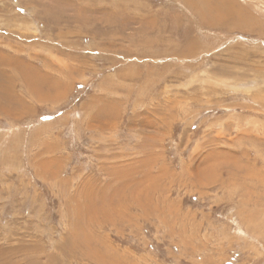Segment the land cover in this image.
<instances>
[{
  "label": "rangeland",
  "instance_id": "obj_1",
  "mask_svg": "<svg viewBox=\"0 0 264 264\" xmlns=\"http://www.w3.org/2000/svg\"><path fill=\"white\" fill-rule=\"evenodd\" d=\"M0 264H264V0H0Z\"/></svg>",
  "mask_w": 264,
  "mask_h": 264
},
{
  "label": "bare ground",
  "instance_id": "obj_2",
  "mask_svg": "<svg viewBox=\"0 0 264 264\" xmlns=\"http://www.w3.org/2000/svg\"><path fill=\"white\" fill-rule=\"evenodd\" d=\"M201 6V5H200ZM212 7H214V6H212ZM210 8H211V6H210ZM210 8H209V10H210ZM201 9V8H200ZM211 11V10H210ZM209 11V12H210ZM214 11H215V13H216V16L215 17H213L212 15L211 16H209V18H210V22H209V25H212V24H215V23H217V22H219L221 19L218 17V15H220V11H221V9L218 7V8H214ZM208 12V13H209ZM224 13V12H223ZM226 14V13H225ZM209 15V14H208ZM222 23V22H221ZM238 23V22H237ZM232 26V25H231ZM222 132V131H221Z\"/></svg>",
  "mask_w": 264,
  "mask_h": 264
}]
</instances>
